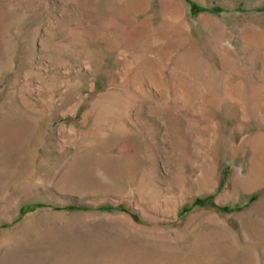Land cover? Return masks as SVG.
I'll return each mask as SVG.
<instances>
[{"label": "rangeland", "instance_id": "obj_1", "mask_svg": "<svg viewBox=\"0 0 264 264\" xmlns=\"http://www.w3.org/2000/svg\"><path fill=\"white\" fill-rule=\"evenodd\" d=\"M263 173L264 0H0V264H264Z\"/></svg>", "mask_w": 264, "mask_h": 264}, {"label": "bare ground", "instance_id": "obj_2", "mask_svg": "<svg viewBox=\"0 0 264 264\" xmlns=\"http://www.w3.org/2000/svg\"><path fill=\"white\" fill-rule=\"evenodd\" d=\"M129 70V69H128ZM144 73V72H143ZM150 77V76H149ZM156 79V78H155ZM150 80V78H149ZM156 81V80H155ZM233 90V89H232ZM159 91V90H158ZM111 98L109 100V102H107L108 108H110L112 102H111ZM105 101L103 100H97L96 104L101 105V106H105L106 104H104ZM103 108V107H102ZM117 108V107H116ZM106 109V108H105ZM107 112V111H105ZM109 112V111H108ZM115 112V111H114ZM102 115V114H101ZM99 116V115H98ZM101 118V117H100ZM258 142V141H257ZM252 161V160H251ZM256 166H255V162H252L249 167L247 168V171L242 174L239 179L237 180L236 175H233V180L238 181V185L237 188L241 189L243 191H251L252 189L258 187L259 185L262 184L263 179L261 180V177L259 178V176H257L256 174ZM264 174V173H263ZM202 181V180H201ZM205 181V180H204Z\"/></svg>", "mask_w": 264, "mask_h": 264}, {"label": "crops", "instance_id": "obj_3", "mask_svg": "<svg viewBox=\"0 0 264 264\" xmlns=\"http://www.w3.org/2000/svg\"><path fill=\"white\" fill-rule=\"evenodd\" d=\"M92 7H94V6L92 5Z\"/></svg>", "mask_w": 264, "mask_h": 264}]
</instances>
